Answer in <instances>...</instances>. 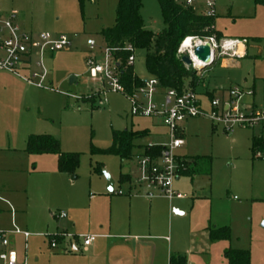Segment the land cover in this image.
<instances>
[{
    "label": "rangeland",
    "instance_id": "374dc122",
    "mask_svg": "<svg viewBox=\"0 0 264 264\" xmlns=\"http://www.w3.org/2000/svg\"><path fill=\"white\" fill-rule=\"evenodd\" d=\"M117 4L118 0H95L84 6L77 0H0V14L5 17L19 15V24L33 34L36 42L45 35L52 40L65 36L71 43L68 49L47 53L43 58L49 76L45 89L0 73V192L17 211L18 227H24L27 212L31 220L37 221L45 215L52 222L53 215L65 213L58 197L55 173L51 172L57 167L58 157L25 153L31 136H51L60 142L62 153L79 155V168L74 176L78 177L75 184L81 196L85 191L88 195L96 193L94 183L91 187V178H97L98 166L114 180L117 189L121 175L130 172L128 165L122 168L118 157L94 154L95 149L111 147L113 131L154 134L139 138L136 146H162L168 142L156 136L158 131L163 133L156 127L160 123L158 119L133 117L132 103L125 95L108 92L105 97L100 96L101 85L91 78L88 60L103 62L107 45L100 33L115 25ZM216 11L214 28L222 35L218 41L248 40L250 46H261L262 53L259 54L258 48H251L247 58L226 66L217 65L204 75L202 87L197 86L202 82L203 71L185 65L186 69L196 72V83L190 88L197 87L196 93L206 112L210 111L212 102L207 95L210 91L213 99L222 105L233 102L241 114H250L253 110L264 114V6L257 5L256 0H217ZM197 13L201 15L204 10L198 9ZM141 15L147 30L154 34L165 30L158 0H143ZM256 39L262 42L255 43ZM90 40L96 42L94 51L88 46ZM182 45L178 51L180 59L187 54L183 53ZM38 61L34 59L32 73L41 72ZM145 61L146 51L138 50L133 72L142 82L153 78ZM236 88L244 92L238 100L229 96L230 90ZM165 91L161 89V93ZM161 99L156 96L154 101L159 104ZM262 127L264 121L251 128L236 125L228 131L223 124L214 123L208 117L187 121L185 146L177 153L188 158L207 159L200 161L201 173L193 180L182 177L178 182L179 194L185 198L177 201L183 204V210L177 208V211L185 216L176 217L173 225L168 221L171 233L167 237L173 244L185 248L190 243L191 232L200 234L204 221L211 215L214 219L227 216L233 204L245 203L248 197L264 200V160H253L251 151V140L261 135ZM135 150L139 152L140 147ZM135 150L134 156H139ZM41 168L48 173L38 172ZM209 168L211 173L206 174ZM34 169L38 170L34 172ZM134 176L137 178L138 173ZM72 178L70 175V181ZM144 190H141L143 197L147 194ZM246 206L238 212L241 222L249 221L250 214L255 219L264 216V201L253 207ZM0 209L5 211L0 212V231L7 232L11 227V218L6 213L8 207L0 203ZM29 232L34 235L31 229ZM259 232L264 234V229L254 235L257 240L255 264L264 261V236ZM245 234L249 237L248 232Z\"/></svg>",
    "mask_w": 264,
    "mask_h": 264
},
{
    "label": "crops",
    "instance_id": "0c3cea01",
    "mask_svg": "<svg viewBox=\"0 0 264 264\" xmlns=\"http://www.w3.org/2000/svg\"><path fill=\"white\" fill-rule=\"evenodd\" d=\"M198 9L203 11V6L199 5ZM18 16L17 22L19 24ZM0 17L5 16L0 14ZM21 28L28 32L22 26ZM251 48L259 49L261 46H250L248 41V44L238 48L244 55L243 58L218 60L203 71L202 82L197 87L204 86V75L212 71L217 65L224 64L226 66L230 63L233 64L236 60L247 58ZM259 50V54L261 55L262 50ZM0 73L14 77V75L7 72L0 71ZM207 95L212 101L214 100L213 94L210 91H208ZM201 107L203 108L202 102ZM159 122V124H156V127L163 130V133L162 131H158L156 136L166 138L169 142L168 130L161 120ZM186 123L183 127L184 141L186 136ZM262 130L261 135L264 136V127H262ZM145 132H147L148 137L154 135L150 131ZM145 146L147 145L138 146L140 150L139 152L135 150V152L137 151L142 155L144 150L141 148ZM177 156L183 161H192L195 159L179 155L178 153ZM135 160V157L128 162H122L120 160L122 168L128 165L130 172L121 175V177L126 176V179L122 181L120 177V186L118 189L116 183L111 178L114 183L113 193H109L107 190L108 182L104 180V177L108 175L104 171L102 174L96 173L97 178H91V187L94 183L96 193H90L88 195V191H85L83 196H81V191L77 188V184H75L78 177L73 176L70 181V175L60 173L58 171L57 160V167L55 169L52 168L51 172L55 173V176H53L55 179H53L58 183V197L67 217L61 219L58 217L59 215H53V222L49 216L46 219L45 215L37 221L31 220L27 212V219H25V223L23 224L24 227H18L17 211L2 197L0 192V203L8 207L6 213L11 218V227L7 232L9 233L11 243L10 248L17 253L18 264H23L25 261L27 264H170L171 257L174 256L185 257L187 264H228L224 258V252L228 249L249 251L251 254V264H255L253 262L256 256L254 244L257 240L254 235L255 232L258 233L259 229H264V225L263 228H260L261 224H264V216H258L260 219H255L250 214L248 215L250 220L243 223L238 218V212L246 209V205L253 207L256 203H262L264 200L248 197L250 199H247L245 203H236L233 204V207L230 206L229 213L225 217L221 215L216 216L214 219L211 215L207 221L203 222L201 231H199L201 233L191 232L189 245L182 248L179 247L178 243L173 244L167 235L171 233V230L168 229V221L173 225L177 221L176 217L185 216V214L177 211V208L182 209L183 205L177 201H182L185 197L183 199L169 200L156 191H149L144 187L137 186L135 184L137 178L134 176V174L138 173ZM200 164L198 162L197 169ZM98 168L101 167L98 166ZM36 170L34 169V172ZM46 170L45 168H41L38 172L47 174L48 172ZM196 175L192 177L182 174L179 175L174 183V190L180 193L178 182L182 177H189L193 180ZM124 185L127 186L126 189L122 188ZM144 189L147 191L145 196L147 198L141 196V190ZM119 191H122L124 194L121 196L117 195L116 193ZM0 212L3 213L5 211L0 209ZM241 223H243L242 226ZM223 227L230 228L231 239L229 241L212 243L209 238V230ZM29 229L32 230L34 235L29 232ZM25 232L30 234V237L27 239L23 235ZM245 232H248L247 236L249 237H245ZM62 233L75 237L95 235L98 238L87 250H83L82 240L80 238L75 240H61L58 249L53 250L51 248V237ZM259 233L261 236H264L261 232ZM198 235L200 237L199 239Z\"/></svg>",
    "mask_w": 264,
    "mask_h": 264
},
{
    "label": "built area",
    "instance_id": "2783aa9c",
    "mask_svg": "<svg viewBox=\"0 0 264 264\" xmlns=\"http://www.w3.org/2000/svg\"><path fill=\"white\" fill-rule=\"evenodd\" d=\"M184 8L198 11L202 5L203 17H217V0H174ZM198 14V13H197ZM200 15V14H199ZM191 40L188 50L183 51L190 56L195 70L202 71L206 66L194 57V50L199 46L209 45L211 48V62L214 64L220 59H241L244 55L238 50L240 46L248 44L247 40H226L220 42L215 36L210 38H187ZM183 43V45H184ZM182 45V46H183ZM71 46L67 37L61 36L58 40H52L49 36H41L36 42L33 34L24 31L17 22V15L11 14L8 17H0V71L10 73L25 83L39 89H45L48 83V72L44 67L43 58L47 53L68 49ZM88 46L91 51L96 48V42L90 40ZM137 49L132 44H125L119 48H106L104 50L103 62H97L93 58L88 60L91 78L100 83L99 95L105 97L108 92L121 93L132 103V116L142 118H154L162 121L168 130L169 142L162 146L159 156H146L145 153L135 156L137 161L138 177L135 184L144 187L149 191H156L169 200L183 199L184 197L174 190V183L180 175L181 168H184L177 156V151L185 144L183 125L190 119L208 117L214 123L223 124L228 131L236 125L242 127H254L264 121V114L253 110L250 114H241L233 102L221 104L218 100L211 102V111L206 112L201 107V102L196 90L186 87L182 90L169 89L161 93L160 83L152 78L137 88L133 94L128 95L121 82V66L123 61L116 57L117 54H128L124 62L126 68H133L136 61ZM38 58L40 73H32V64ZM194 59L202 66H197ZM212 64V65H213ZM208 68V67H207ZM206 68V69H207ZM204 71V70H203ZM244 92L239 89L230 90L231 99L238 100ZM252 95V92H249ZM156 96H161V102L155 103ZM106 101V100H105ZM154 146V145H151ZM256 158L264 160V154H257ZM123 195L122 191L116 193ZM65 219L67 215L61 213L59 216ZM29 238L28 232L23 233ZM81 239L83 250H87L97 240L98 236L84 235L75 237L62 233L51 237V248L57 250L61 240ZM9 233L0 231V262L1 264H18L17 253L10 248ZM23 264H27L26 261Z\"/></svg>",
    "mask_w": 264,
    "mask_h": 264
},
{
    "label": "trees",
    "instance_id": "16d2710c",
    "mask_svg": "<svg viewBox=\"0 0 264 264\" xmlns=\"http://www.w3.org/2000/svg\"><path fill=\"white\" fill-rule=\"evenodd\" d=\"M82 6L95 0H77ZM143 0H118L116 9V21L112 28L104 29L100 33L106 41L108 48H119L129 43L137 50L146 51V69L153 78L160 83L162 90L194 87L196 72L186 69L185 63L178 58V51L187 38H210L215 36L220 40L222 35L214 28L215 18L203 17L193 9H184L178 6L174 0H158L163 13L166 28L160 34H154L145 27L141 15ZM257 5L264 6V0H256ZM261 43V39L253 40ZM116 57L123 61L121 66V82L128 95L143 85L134 74L133 68H126L124 62L128 54H117ZM148 136L147 132L113 131L112 145L106 150H94V154L118 157L122 162L134 159V150L138 147L135 141ZM162 146H145L146 156H159ZM253 160L257 154H264L263 136H254L251 142ZM25 152L29 155H55L58 157V171L63 174H76L79 168L80 157L77 154H64L61 152V144L51 136H31L28 140ZM205 158H195L192 161L185 160L181 163L180 175L194 176L198 174V162ZM208 163L211 161L208 159ZM96 173L102 174L101 168ZM208 174L211 173L209 168ZM126 179L122 176L121 180ZM209 238L212 243L229 241L231 230L229 227L212 228L209 230ZM224 258L228 264H251L249 251L228 249L224 252ZM170 264H187L182 256L171 257Z\"/></svg>",
    "mask_w": 264,
    "mask_h": 264
},
{
    "label": "water",
    "instance_id": "95a60500",
    "mask_svg": "<svg viewBox=\"0 0 264 264\" xmlns=\"http://www.w3.org/2000/svg\"><path fill=\"white\" fill-rule=\"evenodd\" d=\"M194 57H197L199 61L206 64V66L204 68H202V71L205 70L207 67L212 66V64H213L211 62V48L209 45L197 47L194 50ZM182 61L185 63V65H188V66L192 65V60L188 54H186V56H184L182 58ZM74 81H75V79L72 80V82H74ZM106 178H107V182H108L107 190L109 193H113L114 192V183L110 177L107 176Z\"/></svg>",
    "mask_w": 264,
    "mask_h": 264
},
{
    "label": "bare ground",
    "instance_id": "6f19581e",
    "mask_svg": "<svg viewBox=\"0 0 264 264\" xmlns=\"http://www.w3.org/2000/svg\"><path fill=\"white\" fill-rule=\"evenodd\" d=\"M191 40H187L186 42H185V44L182 46V49L184 50H188L189 48H190V45H191ZM194 62H195V64H197V66H202V64L199 62V61H197V60H195L194 59Z\"/></svg>",
    "mask_w": 264,
    "mask_h": 264
}]
</instances>
